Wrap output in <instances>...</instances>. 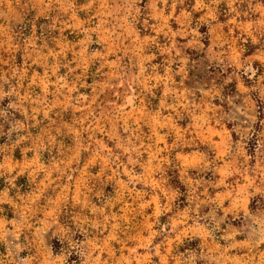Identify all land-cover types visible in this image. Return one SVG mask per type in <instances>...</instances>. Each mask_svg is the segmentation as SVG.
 Returning <instances> with one entry per match:
<instances>
[{
	"label": "rangeland",
	"instance_id": "1",
	"mask_svg": "<svg viewBox=\"0 0 264 264\" xmlns=\"http://www.w3.org/2000/svg\"><path fill=\"white\" fill-rule=\"evenodd\" d=\"M0 264H264V0H0Z\"/></svg>",
	"mask_w": 264,
	"mask_h": 264
}]
</instances>
